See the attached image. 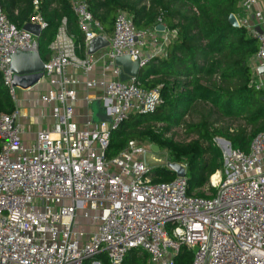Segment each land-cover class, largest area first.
<instances>
[{
	"label": "built area",
	"instance_id": "obj_1",
	"mask_svg": "<svg viewBox=\"0 0 264 264\" xmlns=\"http://www.w3.org/2000/svg\"><path fill=\"white\" fill-rule=\"evenodd\" d=\"M253 4L242 0L236 21L257 40L254 59L264 69V33L248 26ZM32 5L28 25L41 32L46 24L38 2ZM70 8L84 50L97 38L108 47L77 58L71 40L63 39V22L43 72L27 88L48 84L38 102L52 109L51 129L25 143L18 110L0 113V264H122L130 251L144 253L148 264H175L184 253L191 255L189 264H264V130L251 139L247 152L218 139L228 150L226 168L223 175L210 176L203 197L197 190L188 194L185 178L154 183L144 148L147 144L151 151L152 144L129 141L107 159L111 132L131 115H152L161 104L160 87L146 90L137 77L121 82L115 60L127 57L141 70L163 57L169 37L161 38L163 49L146 53L158 45L161 33L137 30L126 13L118 12L107 36L84 2L71 0ZM37 39L16 28L0 6V77L14 104L25 81L11 72L10 58L38 53ZM96 69L99 74L89 77ZM78 72L84 90L98 95L106 117L88 116L81 127L75 121ZM255 72L252 84L263 89L264 79L255 80ZM80 212L88 233L80 230Z\"/></svg>",
	"mask_w": 264,
	"mask_h": 264
},
{
	"label": "trees",
	"instance_id": "obj_2",
	"mask_svg": "<svg viewBox=\"0 0 264 264\" xmlns=\"http://www.w3.org/2000/svg\"><path fill=\"white\" fill-rule=\"evenodd\" d=\"M33 1L0 0V6L16 28L24 29L34 12ZM36 1L46 24L37 39L42 62L50 58V45L63 22L75 55L82 57L83 36L70 8L71 0ZM81 1L107 36L112 34L116 14L124 12L137 30H152L160 21L169 37L163 57L152 59L137 76L146 90L160 87L161 104L152 115H131L111 132L107 159L118 156L129 141L152 144L168 152L169 162L185 163L187 192L192 194L222 165L221 154L212 146L214 136L223 135L232 149L247 152L251 139L264 130V88L252 84L250 62L258 50L257 40L245 27H233L228 22L231 15L240 12L241 0ZM197 105L210 108L197 109ZM13 111L14 103L0 77V113ZM189 113L197 115L198 122L185 126L186 134H195L198 140L186 145L166 140L167 131L178 127ZM217 118L242 119L246 127L230 135L227 129L217 130ZM153 177L154 183H169L175 174L157 168ZM196 195L203 197L201 193ZM138 253L128 252L122 264H146L147 256L141 253L139 257ZM190 262L191 255L186 253L175 260V264Z\"/></svg>",
	"mask_w": 264,
	"mask_h": 264
},
{
	"label": "crops",
	"instance_id": "obj_3",
	"mask_svg": "<svg viewBox=\"0 0 264 264\" xmlns=\"http://www.w3.org/2000/svg\"><path fill=\"white\" fill-rule=\"evenodd\" d=\"M257 14H259L260 19L257 17ZM234 17L236 19H239L242 17V13L239 12ZM247 17H248L249 29H252L259 34L264 33V0H254V4H253L251 11ZM165 34H166V31L163 34L161 33L160 36L158 35L157 36V40H158L157 44L158 45L154 44V46H150L144 52L151 53L152 50L155 52V51L159 50V48H162L163 46L161 44V38L165 37ZM63 39L71 40V38L66 33V29H65V37ZM71 42H72V40H71ZM51 45H50V50H51ZM86 55H87V51L84 50V55L82 57H78V56H76V57L79 59H83ZM158 57L162 58V56H158ZM250 64L256 70L255 80L259 81L261 79H264V73L262 72V70L260 69L261 67L259 66V64L256 62V60L254 58L251 60ZM70 73H73L72 70H70ZM98 74H99L98 70L95 73L93 71V73L90 74L89 77L96 76ZM75 78L79 82V84L76 86V92H77V96H78V100L75 104V115H76L75 121H76V123H78V125L81 127L84 120L88 116L91 117L92 119L97 118V117L100 118V119L95 120V121L105 119L106 117H105V115H103L104 114L103 110L100 108L98 95H96V93H94L92 91L86 92L84 90L83 83H84L85 79H84V77H82V75L79 72H78V74L77 73L75 74ZM48 88L49 87H48L47 83H42V84H39L38 86H35L33 88H30V89L18 88V90H17V99H16V102L14 104V108H16L18 110L19 121H20V123H21V125L25 131V134L23 135V142H25V143H30V142L34 141L35 135L39 131L50 130L52 127V118H51L52 109L49 106H45V105L40 104L38 102L41 94L45 93V91ZM85 97H87L90 100L88 105H86V103L84 102Z\"/></svg>",
	"mask_w": 264,
	"mask_h": 264
},
{
	"label": "water",
	"instance_id": "obj_4",
	"mask_svg": "<svg viewBox=\"0 0 264 264\" xmlns=\"http://www.w3.org/2000/svg\"><path fill=\"white\" fill-rule=\"evenodd\" d=\"M228 22L233 27H239L236 18L234 15H231L228 19ZM24 30L35 38H38L40 35V31L36 26L27 25ZM155 32L157 33H164L165 28L161 24H157L154 27ZM108 47V42L103 38H97L91 41L88 44L87 48V55L92 56L96 52L105 49ZM115 65L120 67L121 69V76L119 80L121 82H125L128 80L129 77H137L139 74V68L137 64L131 62L127 57L117 58L115 60ZM10 69L11 72L18 78H24V83L20 86V88H28L33 85L36 81L37 75L43 72V62L40 59L38 53H27V52H18L11 56L10 58ZM264 73V69L260 68ZM150 150L152 152H157L158 147L154 145H150ZM228 153V150L226 149ZM172 172L175 174L177 178H185V170L178 165H171Z\"/></svg>",
	"mask_w": 264,
	"mask_h": 264
},
{
	"label": "rangeland",
	"instance_id": "obj_5",
	"mask_svg": "<svg viewBox=\"0 0 264 264\" xmlns=\"http://www.w3.org/2000/svg\"><path fill=\"white\" fill-rule=\"evenodd\" d=\"M147 1V0H146ZM149 42H146V44L148 45ZM149 47V46H148ZM146 51V49L143 50V52ZM199 108H204V110H207L208 108H210L209 106H202V105H197V109ZM104 115V114H103ZM104 118V117H103ZM100 119L99 117L94 118V120H98ZM218 122L216 124L217 130L220 129H232L234 130V132H237V130L246 127V124L244 122V120L242 119H226V118H217ZM198 122V116L193 114V113H189L187 114L181 121L180 125L178 127H175L173 129H170L169 131H167V133L165 134V139L166 140H171L172 142H175L176 144L179 145H186L189 144L193 141L198 140L197 136L195 134L192 135H187L186 134V130H185V126H187L188 124H195ZM157 128H161L162 130L165 129V126H160V125H156ZM160 129V130H161ZM248 132L251 130V128L247 129ZM218 139H222L225 140L226 142H228V139H226L223 135H217L214 136L212 138V146L213 148H215L216 150L219 151V153L221 154V167L218 170V172L220 174H224L225 168H226V158H227V152L226 149L222 147L221 143L218 142ZM144 148L149 152L148 154H146V162L149 164V166L153 169V172L155 171V169L159 168H163V169H167L169 171H172L171 169V165H178L181 166L184 170H185V163H172L169 162L168 160V152L166 150H159L157 152H152L149 151V147L146 144V146H144ZM154 180H156L155 177H153ZM196 192L201 193L203 195H206V191H205V187H202L200 189H198ZM83 213L80 212L79 214H77L78 217V221L80 223V230L82 232L88 233L90 226L88 227V222L82 218ZM87 222V223H86ZM87 227V228H86ZM138 256L141 257V253H138ZM146 264H148V260L146 258Z\"/></svg>",
	"mask_w": 264,
	"mask_h": 264
},
{
	"label": "bare ground",
	"instance_id": "obj_6",
	"mask_svg": "<svg viewBox=\"0 0 264 264\" xmlns=\"http://www.w3.org/2000/svg\"><path fill=\"white\" fill-rule=\"evenodd\" d=\"M215 178H213V180H214Z\"/></svg>",
	"mask_w": 264,
	"mask_h": 264
}]
</instances>
